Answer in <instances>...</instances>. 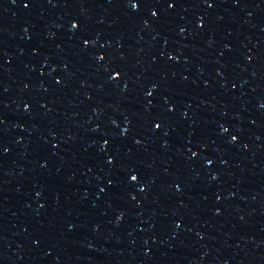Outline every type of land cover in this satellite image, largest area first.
<instances>
[{
  "label": "water",
  "instance_id": "1",
  "mask_svg": "<svg viewBox=\"0 0 264 264\" xmlns=\"http://www.w3.org/2000/svg\"><path fill=\"white\" fill-rule=\"evenodd\" d=\"M0 264H264V0H0Z\"/></svg>",
  "mask_w": 264,
  "mask_h": 264
}]
</instances>
